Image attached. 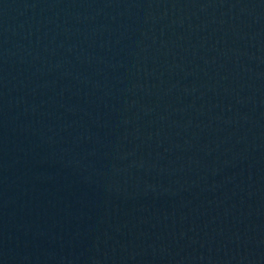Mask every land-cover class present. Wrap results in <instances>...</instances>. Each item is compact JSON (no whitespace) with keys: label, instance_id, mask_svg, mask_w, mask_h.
Instances as JSON below:
<instances>
[{"label":"water","instance_id":"obj_1","mask_svg":"<svg viewBox=\"0 0 264 264\" xmlns=\"http://www.w3.org/2000/svg\"><path fill=\"white\" fill-rule=\"evenodd\" d=\"M0 264H264V0H0Z\"/></svg>","mask_w":264,"mask_h":264}]
</instances>
